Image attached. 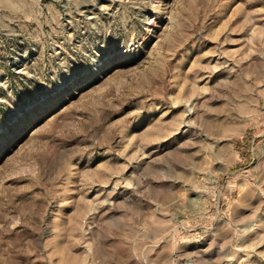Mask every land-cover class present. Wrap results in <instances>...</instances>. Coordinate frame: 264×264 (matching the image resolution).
<instances>
[{
    "label": "rangeland",
    "instance_id": "obj_1",
    "mask_svg": "<svg viewBox=\"0 0 264 264\" xmlns=\"http://www.w3.org/2000/svg\"><path fill=\"white\" fill-rule=\"evenodd\" d=\"M0 264H264V0H0Z\"/></svg>",
    "mask_w": 264,
    "mask_h": 264
}]
</instances>
